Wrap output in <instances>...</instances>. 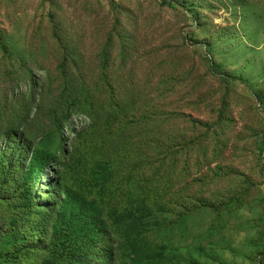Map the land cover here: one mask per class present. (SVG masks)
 Returning <instances> with one entry per match:
<instances>
[{"label":"rangeland","instance_id":"rangeland-1","mask_svg":"<svg viewBox=\"0 0 264 264\" xmlns=\"http://www.w3.org/2000/svg\"><path fill=\"white\" fill-rule=\"evenodd\" d=\"M91 222L93 264H264V0H0V264Z\"/></svg>","mask_w":264,"mask_h":264},{"label":"trees","instance_id":"trees-1","mask_svg":"<svg viewBox=\"0 0 264 264\" xmlns=\"http://www.w3.org/2000/svg\"><path fill=\"white\" fill-rule=\"evenodd\" d=\"M60 187L62 189V185ZM108 229L104 227V224L88 223V230L85 235L71 240L68 239L62 245L58 244L59 239L56 233L50 241L51 247L48 250L53 257H56L57 264H93V258L95 257L94 250L105 246L101 245V241H97L94 236L102 237L103 240L107 236L106 232ZM109 244V247H105L108 248L109 252L105 259L114 262V246L111 243ZM79 251L81 252L80 254ZM7 258L12 257L8 256Z\"/></svg>","mask_w":264,"mask_h":264}]
</instances>
